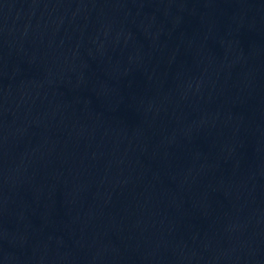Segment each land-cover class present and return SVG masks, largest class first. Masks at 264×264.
Listing matches in <instances>:
<instances>
[{"label": "water", "instance_id": "95a60500", "mask_svg": "<svg viewBox=\"0 0 264 264\" xmlns=\"http://www.w3.org/2000/svg\"><path fill=\"white\" fill-rule=\"evenodd\" d=\"M0 135L264 185V0H0Z\"/></svg>", "mask_w": 264, "mask_h": 264}]
</instances>
